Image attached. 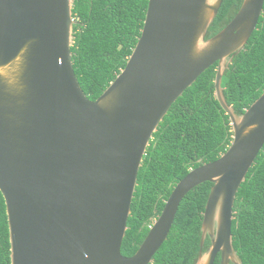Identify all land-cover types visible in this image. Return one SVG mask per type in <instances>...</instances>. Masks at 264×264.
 <instances>
[{
  "label": "water",
  "instance_id": "obj_1",
  "mask_svg": "<svg viewBox=\"0 0 264 264\" xmlns=\"http://www.w3.org/2000/svg\"><path fill=\"white\" fill-rule=\"evenodd\" d=\"M224 0H149L126 66L95 100L75 73L74 0H0V191L11 264H150L186 194L211 182L194 264H244L233 243L237 193L264 146V92L245 112L223 76L264 0H243L207 37ZM233 141L174 187L138 250L122 253L144 155L172 104L211 65ZM210 245L203 246L207 238Z\"/></svg>",
  "mask_w": 264,
  "mask_h": 264
},
{
  "label": "trees",
  "instance_id": "obj_2",
  "mask_svg": "<svg viewBox=\"0 0 264 264\" xmlns=\"http://www.w3.org/2000/svg\"><path fill=\"white\" fill-rule=\"evenodd\" d=\"M243 0H224L207 37L224 28ZM149 0H74L75 73L95 100L126 66L144 27ZM217 62L172 104L148 146L138 173L122 253L133 255L163 211L176 184L189 171L217 159L233 141L229 115L218 101ZM222 85L227 102L243 113L264 92V7L245 49L234 56ZM212 183L183 198L167 239L150 264H194ZM233 243L244 264H264V146L242 183L234 204ZM208 237L203 246L207 250ZM217 256L214 264H220ZM0 264H11L6 203L0 191Z\"/></svg>",
  "mask_w": 264,
  "mask_h": 264
},
{
  "label": "flooded vegetation",
  "instance_id": "obj_3",
  "mask_svg": "<svg viewBox=\"0 0 264 264\" xmlns=\"http://www.w3.org/2000/svg\"><path fill=\"white\" fill-rule=\"evenodd\" d=\"M236 15V14H235Z\"/></svg>",
  "mask_w": 264,
  "mask_h": 264
}]
</instances>
